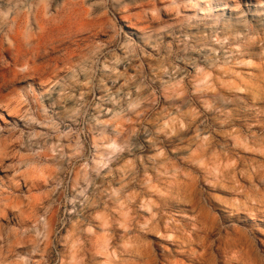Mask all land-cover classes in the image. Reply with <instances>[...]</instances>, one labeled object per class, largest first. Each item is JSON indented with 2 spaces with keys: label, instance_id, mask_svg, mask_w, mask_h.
Listing matches in <instances>:
<instances>
[{
  "label": "rangeland",
  "instance_id": "1",
  "mask_svg": "<svg viewBox=\"0 0 264 264\" xmlns=\"http://www.w3.org/2000/svg\"><path fill=\"white\" fill-rule=\"evenodd\" d=\"M43 1L0 0V264H264V0H73L31 69Z\"/></svg>",
  "mask_w": 264,
  "mask_h": 264
},
{
  "label": "bare ground",
  "instance_id": "2",
  "mask_svg": "<svg viewBox=\"0 0 264 264\" xmlns=\"http://www.w3.org/2000/svg\"><path fill=\"white\" fill-rule=\"evenodd\" d=\"M45 2L46 1H43V3L37 6L34 15L28 12H16V15H14L11 20V23L15 25V29H10L8 37L11 45L10 48L6 50V55L11 60L13 59V55L15 58L25 57L26 59L24 60V64H27L29 68L32 65L31 69L37 68L35 66L36 61L41 58V56L44 54L42 51L44 49L46 50V46L50 43V36H48V33H51V31L54 30L55 23L57 22L56 20L60 16L61 12L64 11L69 4H72L73 0L65 1L64 5L61 7V10L57 11L55 15L48 18L46 17V10L48 7ZM76 2H78V0ZM31 18L34 19V22L37 25L39 31H30L27 33ZM45 24L50 25V27L47 28ZM2 43L3 40L1 39L0 51L3 45ZM68 62L64 64H67ZM59 69L60 66L56 67V69H54V72L58 71ZM118 134H120V132H118ZM107 146L109 154L115 152L119 148L118 143L113 140L108 142Z\"/></svg>",
  "mask_w": 264,
  "mask_h": 264
}]
</instances>
